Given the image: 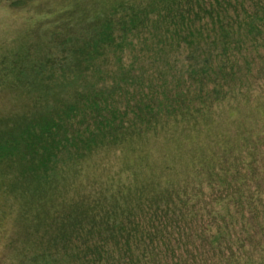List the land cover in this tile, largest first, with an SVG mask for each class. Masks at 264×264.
<instances>
[{
	"label": "trees",
	"instance_id": "obj_1",
	"mask_svg": "<svg viewBox=\"0 0 264 264\" xmlns=\"http://www.w3.org/2000/svg\"><path fill=\"white\" fill-rule=\"evenodd\" d=\"M76 7L58 15L60 58L3 61L34 94L0 118L12 263L246 264L224 246L264 202V0ZM257 99L263 127L230 129ZM174 142L184 166L151 158ZM187 177L198 187L182 192Z\"/></svg>",
	"mask_w": 264,
	"mask_h": 264
},
{
	"label": "rangeland",
	"instance_id": "obj_2",
	"mask_svg": "<svg viewBox=\"0 0 264 264\" xmlns=\"http://www.w3.org/2000/svg\"><path fill=\"white\" fill-rule=\"evenodd\" d=\"M118 0H0V118L14 116L21 113L24 110V106L30 105L33 93L27 92L26 86H19L14 80L15 77L12 74V65L4 63L6 58H15L16 56L29 55L34 57L36 61L43 63L52 62V56H62V52L57 50L58 44L62 40L63 36L61 32L63 28L58 27V15L63 14L66 11L71 10L76 6H80L76 9L89 10H104L107 7L115 4ZM130 1V0H126ZM135 1V0H132ZM19 4V5H14ZM24 58L22 56H19ZM113 60V56L110 61ZM125 60V58H124ZM16 62V61H15ZM14 62V63H15ZM12 63V62H11ZM106 68V67H105ZM110 72V67H108ZM259 99H257V106L255 110L251 105L248 110L254 112L246 115L245 118L233 119V122L227 120V126L230 129L236 124V120H244L247 125L252 123V119L255 118L256 129L259 130L263 127L262 112H264V94L260 96V106L263 107L261 112L258 107ZM247 107V106H246ZM28 107H25L27 109ZM234 113H231L233 115ZM264 114V113H263ZM229 119H232L231 116ZM237 120V121H238ZM239 122V121H238ZM167 150H162L163 157H160L154 150L153 160H157L164 164L170 163V158L174 157L176 164L184 166V162L176 156L180 151L179 145L169 143ZM182 150V149H181ZM160 157V158H159ZM173 159V158H172ZM121 156H116L111 159L113 169L116 171L119 169L121 162ZM167 161V162H166ZM262 164L264 166V156L262 158ZM110 166V165H109ZM191 164L186 159V168ZM264 173V172H263ZM264 178V176H263ZM189 177L182 178L179 184V188L182 192L192 190L194 187H198L194 184H189L187 188ZM264 186V182L260 184ZM207 191L206 193H208ZM208 201H213L209 198ZM259 205V208L255 205ZM245 218L243 225L246 228H241V231H234V234L229 232L228 234L232 238H228V243L224 246V250L230 253V250L236 249L237 259L245 257L246 264H264V202L258 201L249 203L245 210ZM247 224L249 227H247ZM0 231V264H13L12 263V249L8 248L7 244L11 238L14 237L15 232L13 230V220L9 218L6 223L1 226ZM244 227V226H243ZM245 229V231H244ZM214 231V229H213ZM256 236L261 243L262 253L255 250L253 247L252 237ZM249 243V247L242 251L246 244V240ZM257 242V241H254ZM216 261V262H215ZM224 264V261L214 259L212 264Z\"/></svg>",
	"mask_w": 264,
	"mask_h": 264
}]
</instances>
